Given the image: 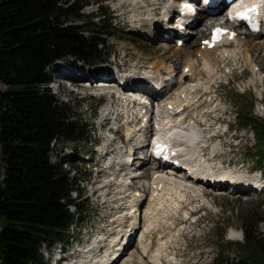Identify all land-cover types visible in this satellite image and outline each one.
I'll list each match as a JSON object with an SVG mask.
<instances>
[{"label": "rangeland", "instance_id": "1", "mask_svg": "<svg viewBox=\"0 0 264 264\" xmlns=\"http://www.w3.org/2000/svg\"><path fill=\"white\" fill-rule=\"evenodd\" d=\"M65 1H68L69 5L72 4L77 6L72 14L65 15V20L68 21L69 25L93 30L94 28L99 29L91 26L93 23L97 24L96 26H101L103 21H105V24H108V26L112 23L114 24V26L112 25V28H115L113 30L115 36L106 39V47L102 51L103 59L109 54H116L120 58V66L131 72L134 71V65L136 64H140L142 67H147V62H149V64L153 63V66L157 68L158 64L156 65V63L162 62L164 67H168L170 71L174 70L175 74L177 73L176 77L178 81L180 79L179 83L171 92V96L173 97L178 89H186L188 93V91H190L188 89L193 82V85H199L198 80L200 78L203 79L205 84H209L210 86L212 82V93L210 92V88L207 91L203 87L197 88V90L199 89L195 96L197 102L194 106V111L192 110L189 113L191 114V118H195L200 122L201 129H205L203 131L208 133L207 135H209V133L213 136L217 135L216 137H212L208 143L209 147L205 150L206 155L210 157L213 155L215 156L213 165L219 171H222L220 164L224 163L229 164V169L232 167L231 170H227L228 172H236V175L238 176H249L251 170H258L257 173L255 172L250 175L251 178L257 177L261 174L260 171L264 170V168H262V166L260 167L259 164L251 158L252 155L259 150V143L253 130L249 128L244 129L239 126L237 112L239 105L245 107L248 106V109L250 106L254 105V116L259 118L264 117L263 34L247 38V40H249L248 42L246 41L249 45L248 49H241L242 47L239 46L241 51L237 48L236 51H240L237 54H235L236 52H234V49L232 48V53H229V55L233 54V56L230 59L226 58L225 61L221 60L222 62L219 63V67L217 66L214 71L209 68L210 66L203 63L204 60H201L199 54H197L199 53L200 40L204 35L199 37V39L191 40L187 46H185V49L175 47L172 42H150L141 37L139 34L140 30L138 31L136 29L138 23L135 25L132 24L131 15H121V12L118 11L119 8L122 6L124 7L125 5L129 7L126 9L127 11H130L132 6L137 5L142 7L140 14L141 16H144L146 11L144 12L143 3L150 5L151 3L147 2L148 0ZM146 8L145 10H147ZM103 12L113 13L111 17L114 18V20L111 21L109 17L107 19L97 18ZM128 21H130L129 23L131 24H127ZM209 22L210 21H208L207 18L203 17L199 28L201 31L202 29H206L203 34L207 32L206 26H208ZM86 34L88 36L91 35L89 32ZM95 35L97 34L95 33ZM188 52L194 53V56H192L191 59H189ZM138 57L140 58L138 59ZM113 61L114 58L110 60V62ZM189 61L191 63H189ZM65 62L75 63L78 66L87 65L75 61L72 58L65 59L55 64L53 68L51 67L47 70L53 79L48 87L52 90L55 99L59 101L60 104H63L66 109V114L73 117L74 120L80 121L81 124L84 125V128L80 134L81 140L67 141L62 139L59 142L53 153L52 161L67 170L71 167H76L80 170L81 176L79 184L81 194L83 195V198L81 199L82 206L88 207L90 204V207L89 210L83 214V219L86 220L85 223L82 225H74L71 227V231L77 241L83 243L88 242V244L93 245L90 247L91 249L95 245H99L101 242L98 238L92 239V236H96L101 230L102 225L107 231L113 230V225L109 228L108 225L111 224L110 217L113 214L112 207L114 206L110 200L114 197H111L106 205L102 204V200L96 202L95 198H91L92 192L100 187V181H98V177L96 176L94 162L90 163L87 161L89 158L87 157V154L95 151V142L102 138L101 131L106 132V130L100 129V126L97 123L98 116L96 117L98 100L102 93L95 89L85 91L84 85L90 86L89 84H84L86 81L85 79H83L84 81H81V83H74L72 79L64 80L60 78L58 74L55 75L56 68L63 66ZM188 63L196 64L194 70L195 76L192 78H189V75L181 77L182 73H185L183 68ZM140 65H138L139 67L137 68H140ZM115 67L116 66L112 69ZM145 70L148 69L145 68ZM205 70L213 71L214 74H209L208 71ZM196 72L200 74H197ZM182 81L187 83L181 84ZM189 81L192 82L189 84ZM184 85L187 86L181 88V86ZM2 90L6 91L7 87L3 85ZM191 94L192 93L189 95L188 93L187 98L190 104L191 98L194 96V94ZM235 164H237L236 167L233 166ZM151 167L152 166L150 165L146 169ZM151 170L152 169H150V171ZM153 174L154 172L151 175ZM73 175L74 172H72V176ZM149 177L143 179L140 178L141 182L136 184L139 185V187L147 185V181L150 179ZM169 177L171 178V176ZM3 179L4 170L0 165V183ZM176 179L181 181L180 177H176ZM99 180L102 181V178ZM109 183L110 182H108V184ZM114 186L115 185H111L110 189ZM105 188L106 187L104 186L102 189ZM197 189H200L202 193L199 191L198 194L200 195L197 198H191V200L186 198L181 199L178 212L166 210L165 214L163 213L162 215L161 213L159 214L160 217L157 216V218H155L154 223H156H153V239L145 240V242H148L150 245L147 257L146 253L142 254L144 252H142L141 248H138V244L133 241V247H131L130 251L124 256V258L122 257L123 259L121 258L122 261L117 264H150L149 261L156 258L163 259L164 264H215L218 262L217 259L220 251L224 248L226 257L237 258L244 252L240 246V243L244 242L242 222L240 219L243 216L250 217L255 228L257 226L256 229L264 233V194L256 195L250 192L231 193L229 190L215 191L210 188L204 189L201 187H197ZM75 197H77V195L74 194V198ZM120 197L121 196H118V198ZM130 199L131 197L129 200ZM130 202L132 205V201ZM144 206H147V201ZM147 209L145 210V214ZM71 211H74V208H71ZM134 218L135 216H133V219ZM147 220L149 221L148 218ZM131 221H133L132 218ZM133 223L134 222H132V224ZM146 223L147 222L144 221L142 222L143 225ZM149 223L151 222L149 221ZM120 226L121 224L118 225L119 232L121 231ZM220 227L227 228L225 239L230 241L231 244H223L222 240L218 237L217 233ZM162 241L164 242L163 245L165 248L160 250V247L163 246L160 244ZM115 245H117V242L110 243V249L107 250L106 255L108 254V251L110 255L113 252L112 249H116L115 247L119 248ZM60 247V245H56L52 248L47 246L43 247L42 254L46 264H55L56 258L53 260L50 259L52 256V250H58ZM73 249L75 250L76 246H74ZM73 249L70 250L67 256L70 257L72 255L74 251ZM156 254L159 256H155ZM68 263L69 262H64L63 264ZM158 263L159 262H157V264Z\"/></svg>", "mask_w": 264, "mask_h": 264}, {"label": "trees", "instance_id": "2", "mask_svg": "<svg viewBox=\"0 0 264 264\" xmlns=\"http://www.w3.org/2000/svg\"><path fill=\"white\" fill-rule=\"evenodd\" d=\"M76 7L65 0H0V264H46L43 247L70 244L71 226L85 223L88 209L73 197L81 192L71 177L75 167L68 171L52 161L62 139L81 140L84 125L55 99L47 69L67 58L102 61L115 28L105 21L93 30L69 25L65 15ZM253 109L239 105L237 117L241 128L254 131L259 150L251 158L264 167V117ZM240 219L243 254L226 257L224 248L215 264H264V233L250 217ZM226 231L220 227L217 235L227 245Z\"/></svg>", "mask_w": 264, "mask_h": 264}, {"label": "bare ground", "instance_id": "3", "mask_svg": "<svg viewBox=\"0 0 264 264\" xmlns=\"http://www.w3.org/2000/svg\"><path fill=\"white\" fill-rule=\"evenodd\" d=\"M147 2L151 3L150 5H147V7L151 8V9L145 10V8L143 7L144 8V12L146 11L144 16H141V14H140V11H141L142 7H139L137 5L132 6L130 11L126 10V9L129 8L126 5L124 7L122 6L121 8H119L118 11L121 12V15H128V16L131 15L132 21L135 19L136 21L142 23L144 25V28L141 29L140 32L141 31L142 32H147L149 37H151V38L156 37L157 41H162L161 34L159 33V31H160L159 30V25L156 24V23L149 22V19H151V17H150L151 15H149L150 11L151 12L159 11L161 9L160 6H162V0H148ZM199 2H200L201 5H203L202 4V0L199 1ZM116 11H117V9H116ZM148 15H149V17H146ZM200 15H201V20L199 22H201L203 20V17L207 18L208 21H215V20L217 21V17L216 16L208 15L206 17L205 16V10H202V14H200ZM153 25L156 26V30L152 29ZM196 30L197 29H193V30L192 29H188V34L193 35L194 37L196 36L197 38H195V39H198V37L200 35H202L205 30L202 29V31L200 30V32L199 31L197 32ZM153 31H157V34H155L156 36H153ZM260 35H261V33L258 34V36H260ZM193 36H191V37H193ZM236 43H240V45H242L241 49H243V48L248 49L249 45H248V43L246 41L239 39V40H237ZM187 44L188 43L184 44V47L182 46L181 48L185 49V46H187ZM240 45H237V48H239ZM201 53L203 54V58H204L203 60L205 61V64L207 66H210V68H212L213 70L216 69L217 66L219 67V65H220L219 63L221 62L222 59H221L220 56L217 55V51H214V50L213 51H203ZM225 53H232V52H231V50L227 49L225 51ZM188 56H189V59H191L192 56H194V53L193 52H191V53L188 52ZM126 57H127V54H126ZM139 58L140 57H138V59ZM190 61H192V60H190ZM190 61H189V63H191ZM137 62H138V60H137ZM147 63H148L147 67H145L144 65H143L144 67H142L140 64L134 65V70L139 72V71L145 70V68L148 69V70L151 69L150 70V74L151 75H153V74H167L169 79H171V80L173 79V75L175 74L174 70L170 71V69L168 67L166 68V67L163 66L164 64H162V62L161 63H156V65L158 64L157 68L155 66H153L154 65L153 63H151V64H149V62H147ZM189 63L187 64V67L190 68V72L191 73H195L194 70L196 68V66H195L196 64L195 63L189 64ZM143 64H144V62H143ZM138 65H140V68H137V67H139ZM169 71H170V74H169ZM57 74L58 75H62L64 80L65 79H67V80L72 79L74 83L75 82L76 83H78V82L81 83V81H83V79H86L87 76H89V75L93 76V77L96 78L97 81H95L94 84H91L90 86L84 85L85 86V89H84L85 91H89V90L95 89V90H99L100 92H103V93H109L113 97L118 95L117 94L118 90L113 89V88H115L114 87V85H115L114 83L109 82V81H107L106 83H103V81H102L103 77L111 76V73H110L109 70H106V69L105 70H103V69H94V70H91V71H87V70L84 69V66H78L76 64V65H71L69 67L66 66L65 68H63V66L57 67L55 75H57ZM171 74H172V76H171ZM197 74H200V73H197ZM209 74H212V72L210 71ZM133 75H136V74H133ZM133 75H130L129 78H127V80L129 79V85L127 86V88L123 89V91H122L123 94H130V93L140 94V95H144V93L148 94V92H149L148 90L149 89L146 86H143L142 88L141 87H138V88L136 87V86H140L142 84H148V83H145L144 81H142V79H144V77H143V75H141V72L138 74V75H140L138 77H132ZM185 75H186L185 73H182L181 77H184ZM177 83H179L178 80H177L176 84ZM183 83H187V82L182 81L181 84H183ZM193 83H192L191 87H189V89H188V90H190V91H188L189 95H190V93L195 95L198 92L199 89L197 90V88H199V87H203L204 89H206V91L209 88H211V86L209 84H205V82H204L203 86L200 85L199 83H198L199 85H196V84L193 85ZM78 88H81V87H78ZM137 90H139V91H137ZM184 92H187L186 89L181 90L180 93L174 98L176 100H178L179 98H181V96H182V94ZM116 102H119V99L116 98L115 99V103ZM193 102L195 103L194 96H193V98H191V104L189 102V106L190 107L193 105ZM151 104H152V106H154L156 103L154 101H152ZM177 119L178 118H176V117H170L169 120L167 121V123L169 122V124H171V126L174 125L173 127H171V129H173L174 131L180 132L181 136L186 137L187 136V133H186L187 131H185V129L181 126V122L179 124H175ZM190 131L193 134L197 133V131L194 128L190 129ZM142 132L143 131H138V133H141V134H138V133L135 134L137 141H139L140 137L142 136V134H143ZM117 139H118V137H117ZM120 139H121V137H120ZM193 142H194V139L190 137L189 138V145L187 146V158L190 159L191 161L202 162V160H203L202 154L198 151L197 147L193 146ZM131 146H134V145L131 144ZM130 149L134 150L135 148L131 147ZM206 149H204L203 152H205ZM197 154H198V156H197ZM149 161L150 160L148 159V157H145L144 159L142 157H137L136 164H139L141 167H140V169L138 168V169L134 170V172H138L141 169L143 170L144 163H147ZM205 161L207 162V159H205ZM208 161H209V163L205 164L204 167L199 168V170H203L204 168L208 169V170H212V169H210L211 160L209 159ZM161 167H160V165L157 164L156 166H153L151 168H148V169L144 170L142 173H140V175L137 178V180H139V178H146V177L148 178L153 172L155 174L156 171H158L157 169H159ZM150 169H152L151 170L152 172L150 171ZM154 174L152 176H154ZM116 180H117V183L116 182L113 183V184L109 183L110 184L109 188L111 187V185H119L120 187L124 188L125 183L124 184H119V181H118L119 179H116ZM126 181H127V179H126ZM139 182H141V181L139 180L138 183ZM162 183L164 184V187H165V190H164L162 196L158 197L156 199L153 198L152 201L150 199L149 208L147 209L146 214H145L146 217L151 222V225L154 223L155 218H157V216H159V214H161V213H162V215H163V213L165 214L166 210L167 211L172 210L174 212H178V209H180L179 208V206H180L179 202H181L180 201L181 199H183V198L185 199L186 198L188 200H191V198H197L200 195V194H198L200 189L199 190L197 189V187L199 188V185L197 183H195V182L185 181L184 179L180 181V180H176V179H173V178H170V177H164V178L160 177V178H157L153 182V184H158V185L162 184ZM109 184H107L105 187H108ZM149 184H150V180H149ZM187 184H189V185H187ZM261 184L264 185V182L261 183ZM150 185H152V184H150ZM140 192L142 193V191H140ZM200 192L202 193V191H200ZM130 196H131L130 201H132V208L131 209L135 210V213L132 214V217H131L132 220H133L131 222H134V223L133 224L131 223V225L129 224V227L128 226L123 227L122 225L120 226L121 231L117 234L116 237L113 238V241H112V243H116L117 242V245H115V246H118L119 248L115 247L116 249H112L113 252L110 255H109V251H108V254L106 256H104L101 259H97L94 263H92L90 261V258L93 256V254L95 253L96 249L100 246V243H99V245L97 244L93 248H91L88 251V253H87L88 255L82 259L84 264H112L114 262L115 258H117L118 256H120V257L122 256L123 257L125 255V253H127V251H128V249L126 248L127 244L125 242H123V238L127 237V235L129 234L128 231H129L130 228L133 227L132 230L130 231L132 233H133V230L137 229V227H138L137 222L139 221V219H138V217H139L138 216L139 215V208H141L143 203L145 202L144 199H143V202H141L142 198L140 199V198L137 197V192L136 191H134L133 193L131 192ZM121 197H122V195H121ZM130 201H129V203H131ZM131 209H129V210H131ZM140 212H141V209H140ZM133 216H135L134 219H133ZM148 231H150L149 227L143 232L144 234L141 235V237H140L142 249H143L144 252L146 251L147 246L144 245L142 243V241H143V239L146 238V235H147ZM120 239H122V240H120ZM111 248H112V246H111ZM109 249H110V246H109Z\"/></svg>", "mask_w": 264, "mask_h": 264}, {"label": "snow or ice", "instance_id": "4", "mask_svg": "<svg viewBox=\"0 0 264 264\" xmlns=\"http://www.w3.org/2000/svg\"><path fill=\"white\" fill-rule=\"evenodd\" d=\"M259 9H260V5H256L255 7L250 8L245 12L237 13L236 16H233L232 18L235 19L236 17H240V18H244V19H251V16L249 15V13L256 12L258 14ZM256 30H259L258 26L256 27ZM224 34H227L226 29H219L218 28L215 30L216 39H220L222 37V35H224ZM231 35L233 38L235 37V33H231Z\"/></svg>", "mask_w": 264, "mask_h": 264}]
</instances>
